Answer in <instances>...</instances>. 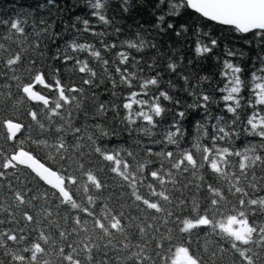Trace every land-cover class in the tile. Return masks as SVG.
Segmentation results:
<instances>
[{
	"label": "trees",
	"instance_id": "obj_1",
	"mask_svg": "<svg viewBox=\"0 0 264 264\" xmlns=\"http://www.w3.org/2000/svg\"><path fill=\"white\" fill-rule=\"evenodd\" d=\"M57 3L60 10L47 0H0V264H174L180 251L193 264H264V105L255 88L264 82L261 37L188 9L174 18L189 26L181 47H194L193 29L219 41L212 57L197 62L199 76L222 86L224 60L242 69L237 112L222 101L205 110L201 101L192 106L175 75L161 73L165 82L147 96L139 81L122 84L116 68L132 71L133 57L142 78L153 75L154 50L120 46L123 32L136 30L132 16L149 27L148 0H132L142 9L132 16L118 10L121 0H109V25L92 15L89 0ZM158 42L162 51L174 44ZM111 44L117 47H105ZM121 51L129 64L119 63ZM169 79L177 88L173 102L161 101L168 111L157 121L123 106L132 92L151 101ZM10 124L20 127L17 135ZM19 151L57 173L70 201L11 163ZM235 221L248 228L244 239L226 230Z\"/></svg>",
	"mask_w": 264,
	"mask_h": 264
},
{
	"label": "snow or ice",
	"instance_id": "obj_2",
	"mask_svg": "<svg viewBox=\"0 0 264 264\" xmlns=\"http://www.w3.org/2000/svg\"><path fill=\"white\" fill-rule=\"evenodd\" d=\"M47 6L60 10L57 0H47ZM89 7L94 10L92 15L102 24L109 25L114 21L115 17L108 15L109 11H112L109 0H89ZM145 7L151 9L147 22L149 27L140 24L132 16L133 12H136L137 15L142 12L137 4H133L132 0H121L118 10L132 16L136 23V30L130 33L124 31L123 34L126 39L120 41V46L134 49L137 52H144L148 49L154 50L153 62L149 66L153 75L142 78L141 67L133 57L130 64L132 71L125 69L122 72L119 67L116 68V71L123 77L122 84L131 87L133 81H139L143 90L142 94L147 96L151 86L159 87L161 83L165 82L161 73L168 74L170 77L175 75L178 81H183L179 90L192 97L194 101L192 106H195L196 101H201L199 106L207 110L209 104H218L222 101L227 112L236 113L237 109L241 107L239 94L242 91L243 82L239 74L242 69L230 60H224V70L221 72V76L226 79V82L222 86L218 82H208L209 77L199 76L196 69L197 62L212 57L214 55L213 50L219 46V41L216 38H210V34L207 32L201 35L198 29H193V35L196 36V39L192 41L194 47H191L190 50L187 46L181 47L179 42L181 40L187 41L189 26L180 24L177 27L178 21L174 18L181 14L182 9L192 10L200 17L218 25L230 26L236 33L249 34L255 32L264 41V0H148ZM80 19L79 16L76 17L77 21ZM82 23L83 31H88L89 20L83 19ZM71 27L74 29L75 24ZM120 32L121 29H115V33ZM151 32H154L155 35L151 36ZM164 37L174 41V44L170 45L167 51H162V45L158 42ZM105 47L114 48L117 45L111 44ZM225 47L227 49V46ZM129 55L128 52H119V63L129 64ZM227 55L231 57L236 53L228 49ZM185 60L187 63H183ZM261 61L264 64V58H261ZM261 71H264V68H261ZM257 79L260 78L257 77ZM205 82H208L207 90L203 87ZM166 83L168 88L160 90L158 96L153 97L151 101L138 99L140 93L132 92L123 106L125 109H133L134 105H137L139 107L136 111L140 115L147 120L157 121L156 118H161L168 111L161 101L173 102V96L170 93L177 88V84L173 83L171 79ZM255 88L258 90L256 103L264 105V82L256 83ZM217 96H220V100L216 99ZM175 103L179 104L180 101L176 100ZM177 114L181 118L185 116L184 111H179ZM221 120L222 117L218 118L214 126L220 125ZM254 120H256L255 116L249 122L253 123ZM259 121L264 123V115L260 116ZM253 126L255 125L253 124Z\"/></svg>",
	"mask_w": 264,
	"mask_h": 264
},
{
	"label": "water",
	"instance_id": "obj_3",
	"mask_svg": "<svg viewBox=\"0 0 264 264\" xmlns=\"http://www.w3.org/2000/svg\"><path fill=\"white\" fill-rule=\"evenodd\" d=\"M192 13L194 11L189 10ZM196 14V13H194ZM198 15V14H196ZM199 16V15H198ZM202 18V17H201ZM207 20L206 18H203ZM209 21V20H207ZM211 23L217 24L215 22L209 21ZM218 25V24H217ZM221 26V25H220ZM229 27L230 26H223ZM246 35V34H243ZM40 82V80H39ZM31 99H36L37 97L31 94L30 90H25ZM20 127L15 124H10L8 126L9 132L15 136L19 132ZM11 163L16 166H20L28 169L36 178H38L45 186L57 192L64 201H70V196L64 188V182L60 179L57 173L47 168L41 164L36 158L25 151H19L10 158Z\"/></svg>",
	"mask_w": 264,
	"mask_h": 264
},
{
	"label": "rangeland",
	"instance_id": "obj_4",
	"mask_svg": "<svg viewBox=\"0 0 264 264\" xmlns=\"http://www.w3.org/2000/svg\"><path fill=\"white\" fill-rule=\"evenodd\" d=\"M226 230L240 239H244L248 233V228L240 221L230 222L226 226ZM174 264H193V261L185 252L180 251L175 257Z\"/></svg>",
	"mask_w": 264,
	"mask_h": 264
}]
</instances>
